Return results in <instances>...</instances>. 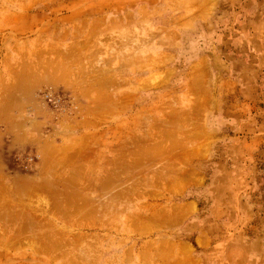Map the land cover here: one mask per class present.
I'll return each instance as SVG.
<instances>
[{
  "label": "rangeland",
  "instance_id": "1",
  "mask_svg": "<svg viewBox=\"0 0 264 264\" xmlns=\"http://www.w3.org/2000/svg\"><path fill=\"white\" fill-rule=\"evenodd\" d=\"M0 264H264V0H0Z\"/></svg>",
  "mask_w": 264,
  "mask_h": 264
}]
</instances>
